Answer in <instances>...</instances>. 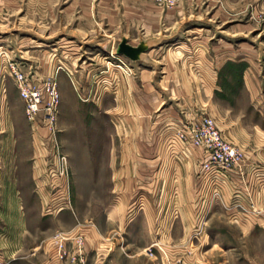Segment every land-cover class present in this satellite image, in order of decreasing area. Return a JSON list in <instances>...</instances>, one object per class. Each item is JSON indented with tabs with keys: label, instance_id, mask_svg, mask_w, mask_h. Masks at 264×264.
I'll return each instance as SVG.
<instances>
[{
	"label": "rangeland",
	"instance_id": "374dc122",
	"mask_svg": "<svg viewBox=\"0 0 264 264\" xmlns=\"http://www.w3.org/2000/svg\"><path fill=\"white\" fill-rule=\"evenodd\" d=\"M69 1L0 0V145L10 133L18 148L26 149L40 139L47 149L43 186L38 188L40 200L33 199L30 192L34 186L29 172L23 175L28 255L22 264L76 263H70L69 258L58 262L53 245L51 249L46 247L56 236L74 230L83 239L84 264H264V136L259 133V128H264L263 110L256 98L242 90L241 74L246 65L239 61L245 58L257 65L264 63L258 60L263 54L256 48L260 38L249 11H232L231 17L222 13L221 19L226 17L231 22L218 25L212 20L210 8L219 7L218 0H143L162 15L174 12L176 16L180 11L178 16L183 22L167 30L162 27V37L161 33L152 37L140 33L134 40L125 41L128 45L148 41L155 44L146 50L145 63L131 64L115 55L120 43L118 30L113 32L111 26L103 25L95 34L71 22L64 25V19L72 17L63 10ZM45 4L51 8L50 18L37 12ZM39 18L51 23L32 24ZM245 22L254 30L235 35L237 24ZM237 48L254 55L253 59L235 56L215 63L227 50L234 52ZM193 60L201 68L215 72V105L202 108L200 102L199 116H209L224 141L239 147L244 157L259 155L243 182L233 177L239 181L238 186L229 184L231 178H223L218 182L216 198L206 192L200 223L192 217L173 219L183 203L176 201L175 187L165 195V188L150 186L145 178L152 174V181L159 180L162 171L157 165L151 173L144 170L143 154L136 156L139 169L130 181L137 183L126 186L130 191L125 199L117 201V193L112 190L118 146L122 149V138H117L118 128L112 117L127 116L124 109L129 97V85L121 83L134 78L136 85L131 93L135 89L137 97L145 88L157 93L160 88L168 89L167 80L181 79L177 71L191 81L187 62ZM67 63L72 66L67 67ZM86 63L95 66L86 70ZM11 64L22 67L31 84L55 82L58 107L53 129L41 121V112L34 120L25 116L8 72ZM117 103L118 113L112 110ZM167 112L170 109L164 104L154 115ZM182 124L173 130L171 142H179L174 136ZM159 156L152 154L148 159L157 157L156 164L166 162ZM245 161L249 165L250 161ZM251 180H257L258 190ZM252 189L259 192L257 209L256 202L244 196ZM188 198L189 203L184 205L192 210L195 204ZM255 209L259 210V218L250 217L248 221L256 220L258 226L252 228L243 222L245 214ZM227 211L232 213L228 215ZM173 229L184 233L173 234ZM84 243L89 248L88 255Z\"/></svg>",
	"mask_w": 264,
	"mask_h": 264
},
{
	"label": "crops",
	"instance_id": "0c3cea01",
	"mask_svg": "<svg viewBox=\"0 0 264 264\" xmlns=\"http://www.w3.org/2000/svg\"><path fill=\"white\" fill-rule=\"evenodd\" d=\"M47 1L51 3L50 1L52 0ZM218 1L219 7L214 8V5L210 7L213 9L212 20L215 24L221 25L231 22V19H226V17L221 19L222 13L231 17L232 11L243 12L248 10L249 19L256 24L255 26L258 30L255 18L259 10L264 8V0ZM63 10L72 15L70 18L64 19V25H68L71 22V24L85 27L86 31L94 32L95 34H99L100 27L108 25L112 27L113 32L118 30L119 41L122 39L125 41L134 40L140 33L149 37L161 33L160 36L162 37V27H165L164 30H167L168 27L178 26L183 22L182 18L178 16L180 11L177 10L176 16L174 12L162 15L157 12L150 2L143 0H71L65 5ZM37 12H44L50 18L51 8L45 4L37 8ZM50 23V21L44 18L43 20L39 18L32 22V24L36 25ZM237 27L238 29L234 31L235 35L247 34L254 30L253 25H249L246 22L237 24ZM194 39H197V37H194ZM146 43L149 46L148 48L155 46L150 41ZM136 45L129 44L132 47ZM256 48L259 52V43L256 45ZM146 55L144 53L141 56V61L129 62L131 64L145 63ZM235 56H250L253 59L254 55L248 53L246 50L241 52V49L238 48L234 52L227 50L223 56L215 59V63L221 64L227 60H231ZM258 60H264V56L260 55ZM239 61L244 62L246 65L241 74L242 90L247 96L256 98L257 105L259 104V107H262V120H264V63L257 65L252 60L249 61L245 58H241ZM67 64V67L72 66L69 63ZM89 66L93 67L95 65L93 63L87 64L86 70ZM175 67L173 66V68ZM187 68L191 74V81L180 75L177 71L178 76H176L181 77V79L173 80L171 78L170 82L167 80L168 89H165V87L160 88L157 93L148 92L147 88H145L144 93L137 97L135 89L131 93L134 88L133 85H136L134 78L129 77L121 83V85H129V97L127 107L124 109L127 116L123 118L120 116L112 117L115 128H118L117 138H122V149L120 145L118 146V166L112 172V190L114 193H117V201L125 199V196L130 191L127 192L128 188L126 186H135L137 183L133 180L130 181L131 175L139 169L137 163H135L136 156L143 154L144 157L141 158V162L144 165V170L151 173V170L158 166V170L162 171L159 180L154 179L152 181V174L148 178H145L147 181H150V186L165 188V195L169 194V188L175 187L176 193L174 196H176V201L183 203L182 206L180 205L181 210L176 212L173 219H188V217H192L200 223L199 215L203 211V203L199 201L195 194L196 187H198L195 171L199 160V151L183 143L171 142V135L173 134V130L178 126L177 124L194 123L197 121L199 112H201L200 102L203 105L202 108L206 105L209 107L215 105V72L214 70H208L206 67L201 68L197 60L188 61ZM164 104H167L170 112L161 113L157 116L154 115ZM184 108L185 112H183ZM112 110L117 113L120 112L119 104L117 103ZM179 113H182V117L179 116ZM259 133L264 136V128H259ZM35 141L36 144L26 149L18 148L15 136H11L9 133L4 137L0 145V264H22V261L28 255L25 248V238L28 232V207L25 204L27 195L21 190L24 182L23 175L24 171L29 172V178L34 186V190L30 192L34 195L33 199L40 200L38 188L43 186L44 180L41 181V176L47 153L46 146L41 144V140L36 139ZM152 154L160 155L158 159L165 158L166 162L161 161L156 164L157 157L154 160L148 159V156ZM262 154L264 158V152ZM258 156L256 154L255 156L244 158L250 161L249 166H251L253 162H258L256 161ZM233 180L235 178H232L229 184L238 186L239 181ZM251 181L258 190L257 180ZM146 185L148 183H145L144 186ZM247 185L249 184L247 183ZM255 190L252 189L251 194H244V196L250 201L254 200L257 209L259 207V192L255 193ZM188 197H190L191 203L195 204L193 207L191 205L192 210L189 209L188 204L184 205V203H189ZM256 209L245 214L247 218L243 224L249 225L252 228L258 226L256 220L254 223L248 221L250 217L259 218V210ZM229 212L228 215L232 213V211ZM231 217H234V215ZM184 225L182 224L181 226L183 227ZM177 231L178 233H184V230L175 229L172 230V233L174 234ZM50 245H53L52 247L55 248L53 241H50V244L46 247L51 249ZM83 246L85 254L87 253L88 255L89 248H87L85 243ZM53 250L55 253V249Z\"/></svg>",
	"mask_w": 264,
	"mask_h": 264
},
{
	"label": "built area",
	"instance_id": "2783aa9c",
	"mask_svg": "<svg viewBox=\"0 0 264 264\" xmlns=\"http://www.w3.org/2000/svg\"><path fill=\"white\" fill-rule=\"evenodd\" d=\"M255 21L258 27L259 50L264 56V8L259 10ZM10 78L14 82L19 101L23 105L25 116L34 120L41 112V121L50 130L55 124L58 95L55 91V82H41L40 85L31 84L26 78L22 67L11 64L8 69ZM45 86V87H44ZM177 141L199 151V160L196 169L195 194L201 203L204 195L216 198L218 182L220 180L237 177L243 182L247 170L253 168L246 163L242 150L224 141L213 120L206 115H200L194 123H184L175 132ZM258 168H254L255 170ZM257 177V176H256ZM209 204V203H208ZM200 213L199 222L202 220ZM200 225V224H199ZM69 247L66 246L67 243ZM54 249L58 262L70 259V263L84 264L82 253L83 239L76 230L54 238Z\"/></svg>",
	"mask_w": 264,
	"mask_h": 264
},
{
	"label": "water",
	"instance_id": "95a60500",
	"mask_svg": "<svg viewBox=\"0 0 264 264\" xmlns=\"http://www.w3.org/2000/svg\"><path fill=\"white\" fill-rule=\"evenodd\" d=\"M147 50L143 42L138 43L135 47L129 46L125 40H121L115 49V55L122 56L130 62H137L139 55Z\"/></svg>",
	"mask_w": 264,
	"mask_h": 264
},
{
	"label": "bare ground",
	"instance_id": "6f19581e",
	"mask_svg": "<svg viewBox=\"0 0 264 264\" xmlns=\"http://www.w3.org/2000/svg\"><path fill=\"white\" fill-rule=\"evenodd\" d=\"M144 44L146 45V47L148 48L149 46H148V44L146 43V42H144ZM143 55V53H141L140 55H139V60L138 61H141V56Z\"/></svg>",
	"mask_w": 264,
	"mask_h": 264
}]
</instances>
